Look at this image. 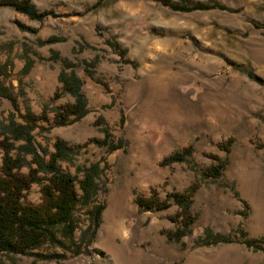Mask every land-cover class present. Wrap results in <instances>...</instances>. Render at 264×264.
Returning a JSON list of instances; mask_svg holds the SVG:
<instances>
[{
  "label": "rangeland",
  "instance_id": "obj_1",
  "mask_svg": "<svg viewBox=\"0 0 264 264\" xmlns=\"http://www.w3.org/2000/svg\"><path fill=\"white\" fill-rule=\"evenodd\" d=\"M164 1L218 7L29 0L49 11L33 19L0 6V83L8 92L0 97V137L10 136V119L21 123L26 109L39 115L45 108L46 120L30 131L44 161L57 138L75 146L106 136L118 145L109 151L91 142L57 161L75 177L76 228L68 238L52 227L58 243L47 239L31 250L55 257L1 252L0 264H264V0ZM61 73L82 80L86 112L53 125L56 108L73 101ZM229 138L228 149L220 147ZM23 144L13 140L10 154L22 159L25 173L35 164ZM188 145L184 161L162 163ZM209 154L222 162L215 178L205 174L215 163ZM92 163L99 172L85 203L78 180ZM37 175L23 201H39L43 170ZM193 183L194 221L179 241L166 236L180 226L170 219L178 210L171 199L161 210L135 203L151 188L163 200ZM216 234L230 241L202 244Z\"/></svg>",
  "mask_w": 264,
  "mask_h": 264
},
{
  "label": "trees",
  "instance_id": "obj_2",
  "mask_svg": "<svg viewBox=\"0 0 264 264\" xmlns=\"http://www.w3.org/2000/svg\"><path fill=\"white\" fill-rule=\"evenodd\" d=\"M159 1L172 9L182 11L218 7V5H183L170 4L164 0ZM2 5L11 6L16 11L33 19H39L49 14V11H37L34 9L29 0H0V6ZM58 79L61 82L62 90L73 96V101L59 105L56 108L52 117L53 125H62L70 121V118H79L86 112L85 100L80 92L82 80L74 74L69 76L63 73L59 74ZM102 88L106 89L103 85ZM7 95V89L0 83V97H6ZM53 96L58 98L60 94L55 91ZM13 107H15V104ZM19 117L22 119L21 123L10 119L5 127L9 131L10 136L4 134L0 137V150L2 151L0 159V253L32 254L37 258L55 257L32 252L31 250L47 239L58 243L50 231L52 227L60 226L62 228L61 235L68 238L72 237L76 228V223L72 219V211L79 200L74 187L75 177L60 171L57 161L64 159L73 149L83 147L91 142L97 145H107L109 151L116 149L118 145L108 143L106 136L104 138H88L82 144L75 146H69L65 141L57 138L53 142V151L49 154L48 159L44 161L33 145L30 131L35 126L36 121L46 120V109H41L39 115H35L29 109H26L24 114ZM13 140L24 141L21 146L26 149L25 153L31 155V162L35 164V167H29L25 173L20 171L22 159L10 154L13 148ZM231 142L232 140L229 138L220 147L227 150ZM190 153L191 147L188 145L181 151H175L164 157L162 163L184 161ZM208 156L215 163L210 164L206 168L205 174L215 178L220 175L222 162L214 154H209ZM40 169L44 172L45 181L39 187V201L36 203L23 201L25 192L30 185L40 181V177L37 175ZM98 172L97 163H92L88 168L82 170L78 185L81 190L80 198L85 203L95 193L94 177L97 176ZM196 188L197 184L193 183L185 190L170 192L167 198L163 200H160L154 188H151L148 195L136 196L135 203L141 209L161 210L169 206L170 202L168 200L171 199L178 207V210L170 219L178 221L180 226L174 231L167 232L166 236L168 239L179 241L188 232L190 225L194 221V217L189 211V203ZM102 207V202L93 207L94 224L98 222ZM229 241V239L216 234L214 238H207L202 244ZM243 243L246 246H251L248 241H243Z\"/></svg>",
  "mask_w": 264,
  "mask_h": 264
}]
</instances>
